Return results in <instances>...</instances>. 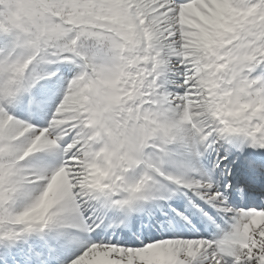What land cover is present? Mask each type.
<instances>
[{
    "label": "snow or ice",
    "instance_id": "snow-or-ice-1",
    "mask_svg": "<svg viewBox=\"0 0 264 264\" xmlns=\"http://www.w3.org/2000/svg\"><path fill=\"white\" fill-rule=\"evenodd\" d=\"M0 264H264V0H0Z\"/></svg>",
    "mask_w": 264,
    "mask_h": 264
}]
</instances>
